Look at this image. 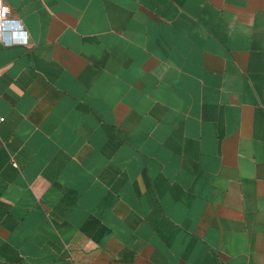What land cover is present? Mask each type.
<instances>
[{
	"label": "crops",
	"instance_id": "0c3cea01",
	"mask_svg": "<svg viewBox=\"0 0 264 264\" xmlns=\"http://www.w3.org/2000/svg\"><path fill=\"white\" fill-rule=\"evenodd\" d=\"M4 1L0 264H264V0Z\"/></svg>",
	"mask_w": 264,
	"mask_h": 264
},
{
	"label": "built area",
	"instance_id": "2783aa9c",
	"mask_svg": "<svg viewBox=\"0 0 264 264\" xmlns=\"http://www.w3.org/2000/svg\"><path fill=\"white\" fill-rule=\"evenodd\" d=\"M9 12L10 10L8 4L4 0H0V42L7 45L17 43L27 44L29 38L26 30L19 20L10 17ZM12 24H14L16 29L22 33V38L14 39L11 37H6V33L10 31V27H12ZM4 119L5 117L0 115V122H2Z\"/></svg>",
	"mask_w": 264,
	"mask_h": 264
}]
</instances>
